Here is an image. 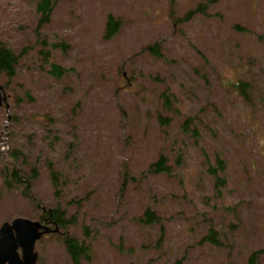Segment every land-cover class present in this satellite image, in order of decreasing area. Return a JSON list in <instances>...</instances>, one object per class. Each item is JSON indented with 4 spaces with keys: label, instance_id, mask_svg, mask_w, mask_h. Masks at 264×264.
<instances>
[{
    "label": "rangeland",
    "instance_id": "rangeland-1",
    "mask_svg": "<svg viewBox=\"0 0 264 264\" xmlns=\"http://www.w3.org/2000/svg\"><path fill=\"white\" fill-rule=\"evenodd\" d=\"M35 3L0 0V42L19 57L0 74V226L63 212L37 264H72L67 238L89 248L81 264H264V0H58L43 26ZM217 155L224 172L208 174ZM161 156L170 174L148 172ZM13 166L35 172L28 189ZM147 209L158 223L139 222Z\"/></svg>",
    "mask_w": 264,
    "mask_h": 264
},
{
    "label": "trees",
    "instance_id": "trees-1",
    "mask_svg": "<svg viewBox=\"0 0 264 264\" xmlns=\"http://www.w3.org/2000/svg\"><path fill=\"white\" fill-rule=\"evenodd\" d=\"M57 2L58 0H36L35 10L39 16L38 26H43L49 22L51 12ZM200 10L201 12H203L201 8ZM192 14H193L192 11L188 12L184 17V21H187ZM119 28H120V20L114 19L113 16L109 15L106 19L105 34L103 38L106 40L113 39L114 36L118 33ZM242 31L244 30L242 29ZM62 46H64V44H62ZM146 51L153 54L154 57H157V58L161 57L160 45L158 43L154 44L151 47L148 46L146 48ZM50 52L51 51L43 52V56H44V60L46 64L52 58V56H50ZM18 63H19V57L15 56L12 50L7 48L3 43L0 42V74L6 75L9 78V80L13 79L15 75V68L18 65ZM68 71L69 69L66 70L58 64L51 63L50 68L48 70V74L52 78H54V80H61V78L64 77V75L67 74ZM238 90L239 92H242L248 95V89H247L246 84L241 83L238 86ZM162 97L165 98V102L168 101V96L166 94H163ZM193 133L196 136H198L197 130H194ZM215 158H216L215 165L208 169L207 171L208 174L216 175L218 172H224L225 164H226L225 160L220 158L218 155ZM177 162H178V159H177ZM148 172L155 174V175L161 174V173L170 174V167L167 165L166 159L161 156L154 164L150 166ZM49 175L51 177L52 186L54 190L57 191L59 194L58 179H60V175H58V172L54 171L51 167L49 168ZM12 177L17 183L23 184L24 189L25 188L28 189L30 187V182L34 178H36V175L34 172L28 179L24 180L22 179V177L21 178L19 177L15 166H13ZM226 186H228V182L226 180V177L224 176L217 177L216 182L214 181L215 189L216 188L222 189V188H225ZM28 195L29 197L33 198L31 193H28ZM55 195H57V193H55ZM216 195L219 197L223 196L222 193H217ZM34 202L36 203V200ZM36 205H38V203H36ZM47 211L48 212L50 211L51 214L53 215L52 219L54 220V222H58L62 227L70 225L69 222L65 221L66 218L63 217V212H59L58 209H55V210L48 209ZM47 211L46 213H48ZM142 216L143 218L139 220V222L144 225H151V224L158 223L160 221V218L157 217V215L154 212H151L149 209H147ZM202 240L203 242L210 243L214 246H218V244H220V237H219L218 231L215 229H210L208 233L203 237ZM64 245L72 261V264H81V259H89V256H90L88 253L89 248L84 243H79L73 238H67L64 241ZM259 255H260V252L252 253L247 264H257ZM173 264H182V261L177 260Z\"/></svg>",
    "mask_w": 264,
    "mask_h": 264
},
{
    "label": "water",
    "instance_id": "water-1",
    "mask_svg": "<svg viewBox=\"0 0 264 264\" xmlns=\"http://www.w3.org/2000/svg\"><path fill=\"white\" fill-rule=\"evenodd\" d=\"M9 108L7 98L0 87V108ZM51 231L37 221L15 218L0 226V264H36L38 255L35 243ZM21 254H19V251Z\"/></svg>",
    "mask_w": 264,
    "mask_h": 264
},
{
    "label": "flooded vegetation",
    "instance_id": "flooded-vegetation-1",
    "mask_svg": "<svg viewBox=\"0 0 264 264\" xmlns=\"http://www.w3.org/2000/svg\"><path fill=\"white\" fill-rule=\"evenodd\" d=\"M47 212H48V211H47ZM56 214H57V213H56ZM45 215H46V216H45L44 218H41V219L39 220V222H40V224H41L42 226L48 227L50 230H53L54 227H58V226L60 225L58 222H54V220L52 219V218H53V215L51 214V212H48V213L45 214ZM50 234H52V233L50 232V233H48L47 235H50ZM44 238H46V235L43 236V237L41 238V240L44 239Z\"/></svg>",
    "mask_w": 264,
    "mask_h": 264
},
{
    "label": "bare ground",
    "instance_id": "bare-ground-1",
    "mask_svg": "<svg viewBox=\"0 0 264 264\" xmlns=\"http://www.w3.org/2000/svg\"><path fill=\"white\" fill-rule=\"evenodd\" d=\"M50 212V211H49ZM19 218H22V217H19Z\"/></svg>",
    "mask_w": 264,
    "mask_h": 264
}]
</instances>
